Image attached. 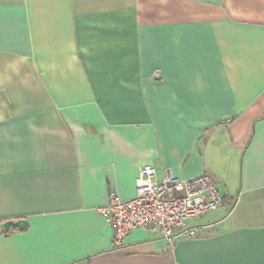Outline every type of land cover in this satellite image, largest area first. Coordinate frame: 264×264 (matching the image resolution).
I'll use <instances>...</instances> for the list:
<instances>
[{
	"label": "crops",
	"instance_id": "1",
	"mask_svg": "<svg viewBox=\"0 0 264 264\" xmlns=\"http://www.w3.org/2000/svg\"><path fill=\"white\" fill-rule=\"evenodd\" d=\"M0 8V65L23 61L0 91V223L27 220L0 230V264H264V0ZM143 164L213 176L226 199L197 237L112 243L99 207Z\"/></svg>",
	"mask_w": 264,
	"mask_h": 264
},
{
	"label": "built area",
	"instance_id": "2",
	"mask_svg": "<svg viewBox=\"0 0 264 264\" xmlns=\"http://www.w3.org/2000/svg\"><path fill=\"white\" fill-rule=\"evenodd\" d=\"M225 199L213 176L205 170L186 178L166 171L163 178L157 179L154 167L143 164L135 179L134 196L121 199L109 191L99 211L112 225L115 245H121L134 228L146 229L172 242L197 237L198 228L191 220L220 208Z\"/></svg>",
	"mask_w": 264,
	"mask_h": 264
},
{
	"label": "clouds",
	"instance_id": "3",
	"mask_svg": "<svg viewBox=\"0 0 264 264\" xmlns=\"http://www.w3.org/2000/svg\"><path fill=\"white\" fill-rule=\"evenodd\" d=\"M23 61L9 60L5 61L3 65H0V91H7L8 86L14 81V79L20 74V65ZM53 68L55 65L52 66ZM25 85H29L30 81H23Z\"/></svg>",
	"mask_w": 264,
	"mask_h": 264
},
{
	"label": "water",
	"instance_id": "4",
	"mask_svg": "<svg viewBox=\"0 0 264 264\" xmlns=\"http://www.w3.org/2000/svg\"><path fill=\"white\" fill-rule=\"evenodd\" d=\"M10 226L17 227L19 229H24L27 227V220L22 217L4 220L0 223V230L6 233Z\"/></svg>",
	"mask_w": 264,
	"mask_h": 264
},
{
	"label": "snow or ice",
	"instance_id": "5",
	"mask_svg": "<svg viewBox=\"0 0 264 264\" xmlns=\"http://www.w3.org/2000/svg\"><path fill=\"white\" fill-rule=\"evenodd\" d=\"M3 12V9L2 8H0V13H2Z\"/></svg>",
	"mask_w": 264,
	"mask_h": 264
}]
</instances>
